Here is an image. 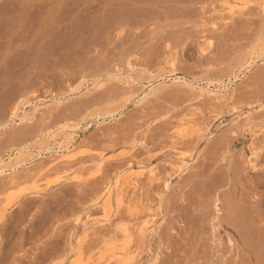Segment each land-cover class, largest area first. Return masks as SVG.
<instances>
[{"label":"rangeland","instance_id":"374dc122","mask_svg":"<svg viewBox=\"0 0 264 264\" xmlns=\"http://www.w3.org/2000/svg\"><path fill=\"white\" fill-rule=\"evenodd\" d=\"M229 1L0 0V264H264V0Z\"/></svg>","mask_w":264,"mask_h":264},{"label":"bare ground","instance_id":"6f19581e","mask_svg":"<svg viewBox=\"0 0 264 264\" xmlns=\"http://www.w3.org/2000/svg\"><path fill=\"white\" fill-rule=\"evenodd\" d=\"M225 3H228V5H229V8H228V10H227V12H232L233 10H234V8L235 7H238V6H240L239 4H238V2H237V4H231L230 3V1L229 0H225ZM243 4V3H242ZM227 9V8H226ZM243 10V9H242ZM242 12V11H241ZM233 14V13H232ZM231 14V15H232ZM252 19V18H251ZM248 22V21H247ZM250 22V21H249ZM238 28V27H237ZM208 44V46L209 45H211V41L209 40L208 42H207ZM207 46V47H208ZM207 47H205V43L204 44H202V45H200V49H201V51H205V49H207ZM234 107V106H233ZM13 113L15 114L16 113V110H14L13 111ZM13 114V115H14ZM17 114V113H16ZM12 115V116H13ZM66 131H68V130H66ZM68 134H70L68 137H66L65 139H63L62 141H60V143L61 144H65V143H67V142H69V140L71 139V132L70 133H68ZM234 137V136H233ZM205 140V139H204ZM67 145V144H66ZM86 148V147H85ZM20 151V150H19ZM18 151V152H19ZM69 151H72V150H69ZM81 151V153H83L84 152V150H80ZM102 155V154H101ZM104 157V156H103ZM183 157V156H182ZM13 158V157H12ZM205 158H207V157H205ZM216 159V158H215ZM11 161V160H10ZM218 161V160H217ZM210 162V161H209ZM249 162H251L250 163V165L253 167V169H257L259 166H258V164H256L255 163V161H254V159L252 160V159H250V161ZM5 163L7 164V162L5 161ZM216 163V162H215ZM214 163V164H215ZM258 163V162H257ZM237 164V163H236ZM99 166H100V163H99ZM206 166V165H205ZM207 166H209L208 164H207ZM222 167V166H221ZM99 169H100V167L95 171V172H97V171H99ZM220 169V168H219ZM4 170H5V168L4 167H2V168H0V171L1 172H4ZM201 170V169H200ZM205 170V169H204ZM206 170H207V168H206ZM221 171V170H220ZM240 171V170H239ZM199 172V171H198ZM215 172V170L213 171V173ZM219 172V171H218ZM244 172V171H243ZM4 173H6V174H8L9 175V173L8 172H4ZM222 173V172H221ZM234 173H236V172H234ZM240 173V172H239ZM5 174V175H6ZM94 174V173H93ZM206 174V173H205ZM216 174V173H215ZM218 174V173H217ZM194 175V174H193ZM196 175V174H195ZM203 176H204V174H202ZM264 175V174H263ZM11 176H13V178H11V179H13V182H16L17 181V177L16 176H14V175H11ZM128 177L130 176V174L129 175H127ZM127 176H124V179H125V182H127L128 180H126L127 179ZM198 176V175H197ZM229 175H227V177H228ZM239 176V175H238ZM244 176V175H243ZM123 176L122 175H120V176H118V178L116 179V180H114L107 188H106V190H104V192H102L101 193V195L94 201V203H93V205L94 206H96V207H98V208H102V213H103V216L104 217H108L109 215H110V212H111V210H112V207L115 205V202H118L119 201V199H120V193H117L118 191H117V187L119 186V184H120V181H121V178H122ZM209 177V176H208ZM258 177V176H257ZM257 177H255V178H257ZM254 178V177H253ZM217 179V178H216ZM243 179V178H242ZM262 179H264L263 177H262ZM237 180V179H236ZM244 180V179H243ZM254 180H256V179H254ZM62 181V176H56V179H55V182H61ZM210 181V180H209ZM238 181V180H237ZM257 181H259V180H257ZM216 182V181H215ZM215 182H213L214 184H215ZM255 183H258V182H255ZM218 184H220L221 185V183H218ZM240 184V183H239ZM121 185V184H120ZM215 185H217V184H215ZM252 185H254V184H252ZM223 186V185H222ZM120 187V186H119ZM232 187V186H231ZM247 187V186H246ZM255 187V186H254ZM215 187L213 186V189H214ZM218 188V187H217ZM235 188V187H234ZM39 186L38 185H36L34 182L33 183H31L30 185L29 184H26V183H18L16 186H14V187H11V188H9L5 193H3V205H2V208H1V211L3 210L4 211V213L6 212V211H9L10 209H11V207H13V205L14 204H16L17 203V201H19L20 200V198L23 196V195H26L28 192H30L31 190H33V191H39ZM119 189V188H118ZM198 189V188H197ZM206 189V188H205ZM212 190V189H211ZM242 190V189H241ZM207 191V190H206ZM212 191H214V190H212ZM215 191H216V189H215ZM236 192V191H235ZM243 192V191H242ZM252 192V191H251ZM229 193H231V192H229ZM199 194V193H198ZM211 194V193H210ZM214 194H215V192H214ZM228 194V193H227ZM234 193H232V195H233ZM253 194V193H252ZM116 195V196H115ZM229 195V194H228ZM243 195V194H242ZM257 195V194H256ZM114 196H115V198H114ZM214 196V195H213ZM230 196V195H229ZM249 196V195H248ZM219 197V196H218ZM256 197V196H255ZM220 198V197H219ZM219 198H217L216 197V199L217 200H219ZM241 198V197H240ZM199 199V198H198ZM202 199V198H201ZM206 199V198H205ZM225 199H226V197H225ZM235 199V198H234ZM244 199V198H243ZM247 199V198H246ZM183 200V199H182ZM210 200H212V199H210ZM229 200V199H228ZM227 200V201H228ZM253 200V199H252ZM195 201V200H194ZM203 201V200H202ZM243 201H245V200H243ZM260 201V200H259ZM206 202V201H205ZM231 202V201H230ZM229 202V203H230ZM237 202V201H236ZM255 202V201H254ZM238 203V202H237ZM249 203V202H248ZM262 203V202H261ZM190 204V203H189ZM210 204V203H209ZM233 204V203H232ZM186 205V204H185ZM239 205V204H238ZM243 205V204H242ZM251 205V204H250ZM262 205V204H261ZM187 206V205H186ZM207 206V205H206ZM205 206V207H206ZM210 206V205H209ZM225 206V205H224ZM234 206V205H233ZM240 206V205H239ZM257 206V205H256ZM264 206V205H263ZM178 207V206H177ZM192 207V206H191ZM212 207V206H211ZM227 207H228V205H227ZM241 207V206H240ZM240 207H237V212L239 211V208ZM250 207V206H249ZM255 207V206H254ZM197 208V207H196ZM208 208V206L206 207V209ZM223 208H225V207H223ZM234 208H236L235 206H234ZM252 208V207H251ZM251 208H249V209H251ZM183 209V208H182ZM185 209V208H184ZM230 209V208H229ZM228 209V210H229ZM242 209V208H241ZM246 209V208H245ZM249 209H248V213H249ZM259 209H260V207H259ZM201 210V209H200ZM205 210V209H204ZM234 211H236L235 209H233ZM255 210H257L256 208H255ZM195 211H196V209H195ZM212 211H213V209H212ZM232 212L233 213V217H235L236 216V218L238 217V218H240L239 220H242L241 221V223H243L244 224V227L246 226V228L247 227H249L250 226V228H248L249 230H251V226H253L252 225V223H253V221H252V219L253 218H251V215H250V218H248V216H247V214L245 215V214H241V213H236V212ZM243 210H240V212H242ZM246 211H247V209H246ZM252 211V210H251ZM254 211V210H253ZM189 212V211H188ZM193 212V211H192ZM255 212V211H254ZM254 212H253V215H254ZM258 212V211H257ZM261 212V211H260ZM196 213V212H195ZM229 213V212H228ZM235 213V214H234ZM256 213V212H255ZM212 214V213H211ZM258 214H260V213H258ZM258 214H256V215H258ZM3 215V214H2ZM2 215H1V217H2ZM192 215V214H191ZM197 215H198V213H197ZM196 215V216H197ZM209 215V214H208ZM207 215V216H208ZM224 215V211H222V207H220L219 205H218V203H216V212H215V215L212 217L213 219H214V221H213V229L214 230H219L220 229V227H224L226 224L224 223V221H226V219L224 220L223 218H222V216ZM252 215V216H253ZM262 215V214H261ZM180 216V215H179ZM194 216V215H193ZM192 216V217H193ZM201 216V215H200ZM202 216H203V214H202ZM165 217V216H164ZM185 217V216H184ZM191 216H190V218H192ZM227 217V216H226ZM232 217V218H233ZM255 217V216H254ZM257 217V216H256ZM258 217H260V216H258ZM175 218V217H174ZM189 218V219H190ZM204 218V217H203ZM208 218V217H207ZM209 218H210V216H209ZM264 218V217H263ZM186 219V218H185ZM195 219V218H194ZM235 219V218H234ZM76 220L78 221V222H81L82 221V216H78L77 218H76ZM179 220V219H178ZM224 220V221H223ZM236 221H237V219H235ZM257 220V219H256ZM259 220V219H258ZM257 220V221H258ZM194 221V220H193ZM197 221V220H196ZM172 222V221H171ZM192 222V221H191ZM212 222V221H211ZM255 222V221H254ZM259 222V221H258ZM236 222H233V219H232V222H229L228 224H230L229 226H232L235 230H236V228L238 227V228H240L239 226H237V224H235ZM237 223H240L239 221L237 222ZM257 222H255V224H256ZM189 223H187V225H188ZM258 224V223H257ZM197 225V224H196ZM240 225H242V224H240ZM187 227V226H186ZM242 227V226H241ZM171 228H173V227H171ZM193 228V227H192ZM243 228V227H242ZM254 228V227H253ZM169 229V228H168ZM178 229V228H177ZM180 229V228H179ZM191 229V228H190ZM189 229V230H190ZM200 229V228H199ZM233 229V230H234ZM247 229V230H248ZM187 230V229H186ZM245 230V229H244ZM243 230V232H245ZM181 231V230H180ZM185 231V230H184ZM239 231V230H238ZM187 232H188V230H187ZM195 232V231H194ZM218 232V231H217ZM237 232V231H236ZM181 233V232H180ZM183 233V232H182ZM185 233V232H184ZM189 233V232H188ZM192 233H193V231H192ZM238 233V232H237ZM251 233H253V232H251ZM204 234V233H203ZM232 234V233H231ZM230 234V235H231ZM189 235H190V233H189ZM241 235V234H240ZM247 235V234H246ZM199 236V235H198ZM197 236V237H198ZM244 236V235H243ZM253 236V235H252ZM123 237H124V239H123V241H122V244L120 245V250L122 251H124V250H127L128 251V247H129V244H130V241H131V234L129 233V229L127 228V227H123ZM196 237V236H195ZM194 238V237H193ZM185 239H187V238H185ZM235 239V238H234ZM244 240V239H243ZM242 240V241H243ZM249 240V239H248ZM251 241V240H250ZM195 242V241H194ZM230 242L232 243V245L234 244V242L235 241H233V239H231L230 238ZM247 243V242H246ZM244 244V243H243ZM237 245V244H236ZM245 245V244H244ZM183 246V245H182ZM199 246V245H198ZM238 246V245H237ZM251 247H252V244H251ZM187 248V247H186ZM236 248V247H235ZM241 248V247H240ZM118 249V244H117V241L116 240H111L110 242H106V244H105V248H104V250H103V252H101V254H100V258H102L103 256H105L106 254H109V256L111 257V258H117V261H116V264H128L129 263V259H130V257H129V253H127L126 254V256H121L122 254H121V252L118 254L117 253V250ZM232 250V249H231ZM80 254V253H79ZM236 259H238V258H236ZM157 260V257H156V259L154 260V262H153V264L155 263V261ZM232 261V260H231ZM57 264V263H56ZM68 264H82V260L79 258V256H76L75 258H73V260H71Z\"/></svg>","mask_w":264,"mask_h":264},{"label":"crops","instance_id":"0c3cea01","mask_svg":"<svg viewBox=\"0 0 264 264\" xmlns=\"http://www.w3.org/2000/svg\"><path fill=\"white\" fill-rule=\"evenodd\" d=\"M29 183H30V181H29ZM30 193H32V190H31L30 192H28L26 195H23L21 198H23V197L29 195ZM21 198H20V199H21Z\"/></svg>","mask_w":264,"mask_h":264},{"label":"built area","instance_id":"2783aa9c","mask_svg":"<svg viewBox=\"0 0 264 264\" xmlns=\"http://www.w3.org/2000/svg\"><path fill=\"white\" fill-rule=\"evenodd\" d=\"M15 157V156H14Z\"/></svg>","mask_w":264,"mask_h":264}]
</instances>
